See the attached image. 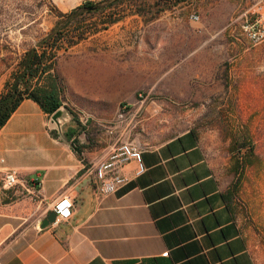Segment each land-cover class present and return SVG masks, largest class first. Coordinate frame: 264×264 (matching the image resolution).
Returning <instances> with one entry per match:
<instances>
[{
  "label": "rangeland",
  "instance_id": "374dc122",
  "mask_svg": "<svg viewBox=\"0 0 264 264\" xmlns=\"http://www.w3.org/2000/svg\"><path fill=\"white\" fill-rule=\"evenodd\" d=\"M84 1L0 0V95L20 57L55 27L58 10ZM138 4L142 15L58 55L54 74L65 87L64 101L86 127L78 137L86 162L105 160L117 139L151 145L196 131L264 258V41L250 43L239 19L249 11L264 20V0ZM240 144L248 147L238 171Z\"/></svg>",
  "mask_w": 264,
  "mask_h": 264
},
{
  "label": "crops",
  "instance_id": "0c3cea01",
  "mask_svg": "<svg viewBox=\"0 0 264 264\" xmlns=\"http://www.w3.org/2000/svg\"><path fill=\"white\" fill-rule=\"evenodd\" d=\"M52 130L27 99L0 131V264H264L196 132L140 145L145 173L130 163V182L98 200L85 150L84 161ZM7 171L38 179L35 193L4 189ZM63 197L72 218L42 229Z\"/></svg>",
  "mask_w": 264,
  "mask_h": 264
},
{
  "label": "trees",
  "instance_id": "16d2710c",
  "mask_svg": "<svg viewBox=\"0 0 264 264\" xmlns=\"http://www.w3.org/2000/svg\"><path fill=\"white\" fill-rule=\"evenodd\" d=\"M141 0H86L69 12H57L58 21L52 31L38 44L27 50L17 64V70L6 86V91L0 95V131L11 119L23 101L30 99L36 102L49 118L63 106L65 87L54 74L59 52L68 50L80 43L89 40L100 32L123 21L130 15H142L139 9ZM149 0H142L146 3ZM170 3L173 0H160ZM183 0H177L182 2ZM122 5H128L130 12L121 14ZM100 20L98 26L94 20ZM75 125L66 128L65 141L71 144L77 156L84 160V145L79 143L78 137L86 131V127L75 119ZM194 131V130H192ZM196 132V131H194ZM51 135L59 138L57 130H52ZM246 144L237 148V170L243 167L241 158L242 150ZM253 150L251 149V154ZM85 161V160H84ZM229 203L233 202V191L225 197Z\"/></svg>",
  "mask_w": 264,
  "mask_h": 264
},
{
  "label": "built area",
  "instance_id": "2783aa9c",
  "mask_svg": "<svg viewBox=\"0 0 264 264\" xmlns=\"http://www.w3.org/2000/svg\"><path fill=\"white\" fill-rule=\"evenodd\" d=\"M251 12L246 11L240 14L239 19L243 20V30L246 38L253 45H258L264 41V20L263 17L253 18ZM196 19V16H193ZM111 135L114 134L110 130ZM107 158L97 164H92L89 172L93 178L94 195L98 200L116 193L119 189L130 182V178L124 174L127 165L134 162L137 165L135 176H141L146 171V165L143 161L142 147L134 142H125L121 139L115 140L112 144ZM3 187L6 190L16 189L18 186H24L26 190L34 194L39 181L31 179L23 180L18 172L7 171L3 176ZM75 203L70 197L61 198L54 206L56 219L50 226L70 220L73 216Z\"/></svg>",
  "mask_w": 264,
  "mask_h": 264
},
{
  "label": "water",
  "instance_id": "95a60500",
  "mask_svg": "<svg viewBox=\"0 0 264 264\" xmlns=\"http://www.w3.org/2000/svg\"><path fill=\"white\" fill-rule=\"evenodd\" d=\"M50 120L54 125L55 130L58 131L60 138L65 141L64 133L66 130V126L68 124L75 123L74 116L71 113V109L67 105H63L50 117ZM55 219L56 213L54 211H51L46 218L41 220L40 227L42 229L49 227L55 221Z\"/></svg>",
  "mask_w": 264,
  "mask_h": 264
}]
</instances>
